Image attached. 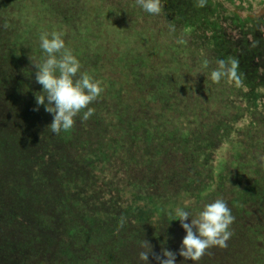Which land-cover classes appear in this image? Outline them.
Returning a JSON list of instances; mask_svg holds the SVG:
<instances>
[{
  "label": "trees",
  "instance_id": "1",
  "mask_svg": "<svg viewBox=\"0 0 264 264\" xmlns=\"http://www.w3.org/2000/svg\"><path fill=\"white\" fill-rule=\"evenodd\" d=\"M248 2L162 0L152 17L135 0H0V264H139L138 246L124 237L156 233L148 220L161 189L200 168L194 134L231 124L264 136V15L240 16ZM45 31L62 32L103 88L94 114L83 120L82 111L59 134L43 106L34 111L42 86L30 61ZM233 58L242 84L212 82L216 61ZM126 205L134 210L124 223L110 224ZM142 206L150 213L136 227ZM250 210L256 228L231 224L227 247L176 264H264V211ZM94 216L102 221L92 227ZM160 235L172 239L147 241L152 253L177 252L185 233L179 222Z\"/></svg>",
  "mask_w": 264,
  "mask_h": 264
},
{
  "label": "clouds",
  "instance_id": "2",
  "mask_svg": "<svg viewBox=\"0 0 264 264\" xmlns=\"http://www.w3.org/2000/svg\"><path fill=\"white\" fill-rule=\"evenodd\" d=\"M207 0H198V7L206 6ZM136 6L152 17L159 16L162 0H135ZM64 34L59 31L42 32L39 35L41 55L30 61L35 68V82L41 85V90L34 94V111L43 106L44 111L52 116L48 128L53 134L68 131L74 124V118L83 111L82 119L87 120L94 114L89 107L102 93L100 81L87 72L81 71V63L72 49L66 46ZM209 62L203 61L202 68L208 70ZM238 61L220 59L209 71V78L214 83L231 80L236 85L242 81L238 74ZM264 167V156L259 157ZM179 221L185 235L177 252L163 250L160 255H154L155 264H176L177 256L184 261H198L205 250L212 246L227 247V241L232 236L229 230L235 217L226 202L217 198L204 203L195 214L184 207H177L172 214V221ZM124 221L121 219V224ZM139 264H148L152 254L151 245L141 240L138 245Z\"/></svg>",
  "mask_w": 264,
  "mask_h": 264
},
{
  "label": "rangeland",
  "instance_id": "3",
  "mask_svg": "<svg viewBox=\"0 0 264 264\" xmlns=\"http://www.w3.org/2000/svg\"><path fill=\"white\" fill-rule=\"evenodd\" d=\"M237 13L242 17L264 15V0H249L246 7ZM174 128L178 132L186 130L185 127L175 124ZM230 133H233L235 137L232 134V137L228 138ZM255 134L248 126L235 132L231 124L221 129L215 128L212 130V136L203 137L194 134L190 148L191 162L199 158L201 160L200 168L198 170L191 168L190 172L187 171V176L183 178V181L178 182L172 192H165L164 188L161 189L163 192L158 197L157 205L153 206V211L151 208L154 218L149 220L146 218V214L150 213L148 207L142 206L140 212L133 211L134 217L131 219L136 227L143 226L140 219L145 218L150 227L156 229V233H139L134 229L124 238L135 242L137 246L141 240H156L163 243L170 241L172 237L160 235V229L170 228L171 231H175L179 221H172V214L177 207H184L195 214V211L204 203L212 202L217 198L223 199L231 209L232 215L236 216L235 222L232 223L234 227L239 226V222H243L245 225L250 224L247 227L248 230L251 227L256 228L254 224L258 221V215L257 212L253 213L250 208L258 206V212L264 211V208L260 210L264 206V167L259 161V157L264 156L262 148L264 147V136L258 139ZM1 206L5 208L7 205ZM80 209L85 210L83 207ZM130 210H134V208L126 205L119 209V214H110L107 220L112 225L117 224ZM88 218L91 220L92 227L96 222L102 221L101 218L95 216ZM251 219H256L251 222L252 225ZM83 220H87V218ZM262 221L264 222V215H262ZM3 235L5 236V233L1 232L0 237ZM153 254L160 255V253L155 252L149 255V261L155 264Z\"/></svg>",
  "mask_w": 264,
  "mask_h": 264
}]
</instances>
